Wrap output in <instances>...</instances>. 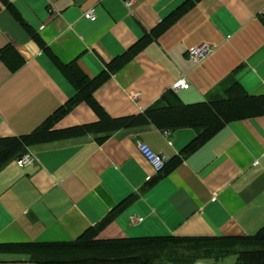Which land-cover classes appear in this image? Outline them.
<instances>
[{
    "label": "crops",
    "instance_id": "1",
    "mask_svg": "<svg viewBox=\"0 0 264 264\" xmlns=\"http://www.w3.org/2000/svg\"><path fill=\"white\" fill-rule=\"evenodd\" d=\"M6 1L0 0V138L30 133L76 92L32 34L90 78L139 44L93 92L113 118L138 115L168 90L193 103L223 95L236 80L249 94H264V0H191L176 16L189 0H134L129 8L124 0ZM201 44L212 50L196 64L188 50ZM180 78L188 87L173 89ZM98 120L82 101L53 129ZM195 136L192 128L143 123L29 146L34 165L20 167L16 157L0 168V242L73 241L129 196L100 237L255 233L264 225V114L230 121L170 170L155 172L138 149L146 143L169 161ZM130 215L143 220L132 225ZM224 259L195 264H234L235 257ZM0 264L35 263L0 253Z\"/></svg>",
    "mask_w": 264,
    "mask_h": 264
},
{
    "label": "trees",
    "instance_id": "2",
    "mask_svg": "<svg viewBox=\"0 0 264 264\" xmlns=\"http://www.w3.org/2000/svg\"><path fill=\"white\" fill-rule=\"evenodd\" d=\"M2 1L8 4V1ZM192 2L189 0L178 8L173 16ZM170 21L166 19L156 30L160 31ZM32 38L48 53L76 92L30 133L0 138V168L10 159L25 153L29 146L56 139L114 131L143 123H150L161 130L182 127L194 129L195 138L185 146L180 155L173 157L165 165L164 170H170L181 161V154L199 147L230 121L264 114V94L251 95L239 81L234 80L225 87L223 95L212 96L208 100L184 103L173 90H168L138 115L113 118L95 101L93 92L134 55L139 44L112 59L104 71L90 78L75 61L67 64L58 61L38 35L32 34ZM3 49L0 50V55L5 52ZM82 101L95 111L99 119L97 122L67 129H53L58 119ZM157 178L147 185H152ZM132 200L133 196L122 200L105 218L87 228L73 241L0 242V253L24 254L35 264H195L202 259L218 261L229 256L235 257L234 264H264V225L253 234L237 236L187 237L165 234L100 237V232L112 221L113 216L125 209Z\"/></svg>",
    "mask_w": 264,
    "mask_h": 264
},
{
    "label": "built area",
    "instance_id": "3",
    "mask_svg": "<svg viewBox=\"0 0 264 264\" xmlns=\"http://www.w3.org/2000/svg\"><path fill=\"white\" fill-rule=\"evenodd\" d=\"M134 0H124V4L126 7H130L133 4ZM264 18V10L262 12ZM85 16L88 19L94 18L93 8L87 10L85 12ZM212 47L207 44H201L199 46H194L188 50V57L196 64L201 63L211 52ZM173 89L178 88H187L188 84L185 82L184 78H180L177 82L173 84ZM138 149L142 156L146 159V161L151 165L152 169L155 172H162L166 163L168 162V158L164 154L157 153L146 143H140L138 145ZM16 163L20 167H25L28 165H34L36 163V159L34 155L27 151L23 153L16 159ZM143 220L142 216L130 215L129 222L132 225H135Z\"/></svg>",
    "mask_w": 264,
    "mask_h": 264
},
{
    "label": "rangeland",
    "instance_id": "4",
    "mask_svg": "<svg viewBox=\"0 0 264 264\" xmlns=\"http://www.w3.org/2000/svg\"><path fill=\"white\" fill-rule=\"evenodd\" d=\"M233 259H234V256H229V257H226L224 260L233 261Z\"/></svg>",
    "mask_w": 264,
    "mask_h": 264
}]
</instances>
